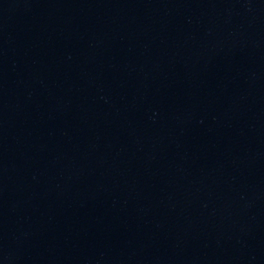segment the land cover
I'll return each instance as SVG.
<instances>
[{"label":"water","instance_id":"1","mask_svg":"<svg viewBox=\"0 0 264 264\" xmlns=\"http://www.w3.org/2000/svg\"><path fill=\"white\" fill-rule=\"evenodd\" d=\"M0 264H264V0H0Z\"/></svg>","mask_w":264,"mask_h":264}]
</instances>
